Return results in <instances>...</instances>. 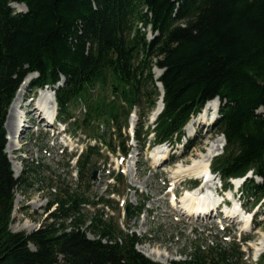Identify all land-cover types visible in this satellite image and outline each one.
Instances as JSON below:
<instances>
[{
  "label": "trees",
  "instance_id": "1",
  "mask_svg": "<svg viewBox=\"0 0 264 264\" xmlns=\"http://www.w3.org/2000/svg\"><path fill=\"white\" fill-rule=\"evenodd\" d=\"M13 3L25 11L15 12ZM154 68L161 70L156 78ZM30 73L37 74L35 88L62 82L53 94L60 115L77 101L84 104L78 127L95 143L76 161L82 180L60 188L49 203L54 211L26 233L10 230L14 191L27 180L13 175L4 122ZM158 83L163 108L153 125L146 124L160 96ZM213 98L219 100L214 133L225 144L210 170L223 189L250 171L260 178H246L240 187L242 202L255 206L264 201V0H0V264H163L137 251L143 239L106 215L108 197L88 194L90 170L102 149L128 154L122 129L133 107L141 148L150 133L151 144L172 145ZM109 177L115 180L110 192H118L123 175ZM241 257L233 242L220 240L206 248L196 244L185 259L166 264H243ZM257 264H264V251Z\"/></svg>",
  "mask_w": 264,
  "mask_h": 264
},
{
  "label": "rangeland",
  "instance_id": "2",
  "mask_svg": "<svg viewBox=\"0 0 264 264\" xmlns=\"http://www.w3.org/2000/svg\"><path fill=\"white\" fill-rule=\"evenodd\" d=\"M11 8L15 12L22 11L20 6H11ZM152 37L153 35L147 29L146 38ZM153 72L155 77L158 70L154 68ZM24 82L26 83L23 88ZM24 82L20 87L26 88V94L28 96L36 95L37 90L31 85L30 76ZM97 91L98 89L93 94L95 95ZM107 96H109L108 93ZM25 102L27 101H24L23 104ZM48 104L52 107L50 102ZM84 108V104L77 101L68 106L67 115H60L66 127V137H63V134H55L54 127L50 128L43 122L40 123L35 117H27L32 122V127H28L23 132V138L17 137L16 134V137L20 138V142L15 146L20 145L21 152H16V149H11L10 152L6 151L8 138L6 139L5 152L10 164L16 162L19 167L18 175L15 177L22 176L27 180L26 184H21L14 191L11 231L29 233L40 227L54 211L55 205H49V203L56 195L60 194V188H74L82 180V172L77 169L76 155L82 149L84 150L85 145L89 143V131L78 127ZM9 109L10 105L5 120ZM17 109L24 115L26 108L19 106ZM151 113L152 111L146 112L147 119H144L146 124L152 121ZM133 115H135L134 125L136 126L138 122L137 107H133L127 118V127L122 129L123 136L127 138L126 144L130 147L127 157H121L118 150L113 152L102 149L103 157L96 159L95 168L90 170V173L95 170L96 175L89 184L88 194L98 197L105 196L111 200V206L104 207L106 215L114 217L124 232L135 233L143 239L141 244L136 245L137 251L144 255L141 248H145L162 252L165 256L162 257L159 254L161 258L153 260L146 254L144 255L152 261L166 264L171 260H182L193 250L194 245L206 248L208 245H214L222 240L227 244L233 242V245L238 247L243 264H257L258 255L261 252L260 246L257 244L258 237L264 231L263 200L256 206L251 205V200L243 203L242 199L238 198L240 194V190H238L235 192L237 194L234 199L230 200L231 204L228 202L229 206L226 209L222 207L215 215L198 219L186 216L185 209L180 208L183 198L198 189L188 190L194 185L192 183L193 174L180 176L175 173V170L180 164H191L192 160L198 159L199 153L204 152L207 145L219 139L220 135L214 133L213 125H208L207 120L199 118L200 116L197 114L190 118L191 122L185 127L183 137L173 146L160 145L151 149L148 147V141L152 140V134H149L145 137V143L141 148L140 144L131 137L130 123ZM38 123L42 124V127L45 125L41 131L36 129ZM188 126L190 131L186 130ZM191 126L196 129L195 133H192ZM104 129L105 127L100 124L99 130L103 131ZM56 136H61L67 147L58 142L55 139ZM187 139L192 140V144L185 151L186 147L183 144ZM113 142H117V138H113ZM160 159H164V164H161ZM157 162L159 165L155 166L154 164ZM118 171H121L123 175V184L119 186L115 184V188L119 191L111 193L115 180L109 177V172L114 175ZM78 172L79 178H77ZM199 178L202 177L199 176ZM213 182L214 189H217L216 193L221 195L222 187L217 176L213 178ZM209 184V182L206 183V188L202 189L206 191H203L204 193L211 196L212 185L209 186ZM184 190L188 191L184 192ZM198 191L200 194V190ZM171 192L175 193V200L172 199ZM144 200L145 204L141 213L137 217L131 218L130 212L140 206ZM242 203L244 204L243 208L250 209V213L253 214L251 223H249L248 214L243 211L235 218L223 217L226 214L223 212L224 210H227L228 213L232 210L237 211ZM127 204L130 206L129 220L125 223ZM85 209L87 210L88 207ZM224 232L227 233L225 237L223 236Z\"/></svg>",
  "mask_w": 264,
  "mask_h": 264
},
{
  "label": "bare ground",
  "instance_id": "3",
  "mask_svg": "<svg viewBox=\"0 0 264 264\" xmlns=\"http://www.w3.org/2000/svg\"><path fill=\"white\" fill-rule=\"evenodd\" d=\"M12 5L16 6V7L19 6L18 4H14V3ZM20 10H23V8H21ZM158 76L159 75L157 73V75H155V78ZM25 83L26 82L23 83L22 87L25 85ZM20 88L21 87H19V89ZM21 90H22V88L20 89V91H17V95L13 100L14 102L10 106V109L8 111V114H7L5 123H4V127L6 129V135L8 138V143L6 145V151L8 150V152H10L11 149L16 147L15 146V144H16L15 138H16V134H17L16 131H20V132L23 131L24 132L27 129L26 121L30 120L29 118L35 117L37 121H39L40 123L43 122L47 126L48 120H52V117L55 113V108H57V105L54 101L52 90L47 91L46 94H40L38 97V101L36 100L33 104H31V101H27L29 98V96L27 94H25L24 96L21 95ZM48 93H49V96H48ZM24 101H27V102H25L23 104ZM49 102L51 103L52 107L48 104ZM19 106H23V108H26L25 109L26 112L24 115L22 112L18 111L17 107H19ZM203 107L204 108L201 111V113L198 114L200 117L199 116L198 117L199 118H205L207 120V122L209 123L208 125L212 126L213 122L217 118L216 113L218 111V104H217L216 100H209L208 102L205 103V105ZM160 108H161L160 102H157L155 109L151 113V119L155 118V116L159 112ZM22 117H23V120H22ZM27 117H29V118H27ZM190 122L191 121H189L188 123H190ZM40 123H38V124H40ZM133 127H134V117H133L131 124H130V131H132ZM191 127H192V133L194 131H196V129L193 126H191ZM184 130H185V128H184ZM186 130L190 131L189 126L187 127ZM222 147H223V139L221 136H219L218 140L211 142L209 145H207L204 152H201L198 154V159L192 160L191 164H185V165L180 164L177 166V168L175 170V173L177 175L183 176V175L193 174L194 177H192V178L202 179L201 185L198 188H196V189L200 190V194H199V191L196 190V191L192 192V194H188L183 198L184 200H183L182 206H180V208H182L183 210L185 209V212H186L185 215L186 216L196 218V219L206 218L209 215L211 216L214 213H217L218 207H220V208L223 207V209H226L228 207V205L224 204L223 201H225V200L230 201L231 199H233L232 198L233 192L236 191V189L239 187L241 181H239L237 179H233L232 184H233L234 188L224 192L223 195L220 198H218L219 195L216 196L214 194V186H213L214 185V182H213L214 177H213V175H211V172L209 171V162L211 161V159L216 154H218L220 152ZM157 164L159 165V162L155 163L154 165H157ZM11 169L13 171L14 177L16 175H18L19 167H18V164L16 162L12 163ZM199 176L202 178H199ZM211 181H212V183H211ZM208 182L210 183L209 186L212 185V187H211L212 189H210V188L209 189H210L211 196L214 197L215 200L208 193H204L206 191H204V189H202L203 187L206 188V183H208ZM186 191H188V190H186ZM186 191H184V192H186ZM171 196H172V192H171ZM172 199L175 200L173 198V196H172ZM223 212L226 213L225 215H223L226 218H235V217H237L236 214H238V212L236 210L235 211L232 210L229 213L227 210H224ZM248 216H249V223H250L251 214H248ZM247 221H248V219H247ZM13 228L15 229V227H13ZM257 244L260 246L261 250L260 249L259 250L262 252L264 249V231H262L260 233V235L258 237ZM141 251L154 260L160 259L161 258L160 255H162V257H165L162 252L151 251V250H148L145 248H141Z\"/></svg>",
  "mask_w": 264,
  "mask_h": 264
},
{
  "label": "water",
  "instance_id": "4",
  "mask_svg": "<svg viewBox=\"0 0 264 264\" xmlns=\"http://www.w3.org/2000/svg\"><path fill=\"white\" fill-rule=\"evenodd\" d=\"M19 6L21 7V8H23L24 10H25V6H24V4H19ZM161 73V71H158V75ZM161 92H162V89H161ZM163 93V92H162ZM163 95V94H162ZM215 99H217V98H215ZM218 100V99H217ZM158 102H160V105H161V108H160V110L162 109V107H163V103H162V96H160V100H158ZM222 137V139H223V145L225 144V141H224V137L223 136H221ZM222 150H220V152H221ZM217 155V154H216ZM95 175H96V171L95 170H93L92 171V173H91V179L92 180H94L95 179ZM79 172L77 173V178H79ZM247 176V175H246ZM239 180H243L242 178L241 179H239ZM129 210H130V206H129V204H127L126 205V207H125V223H127L128 222V220H129ZM145 255V254H144ZM149 257V256H148ZM152 259V258H151ZM154 260V259H153Z\"/></svg>",
  "mask_w": 264,
  "mask_h": 264
}]
</instances>
